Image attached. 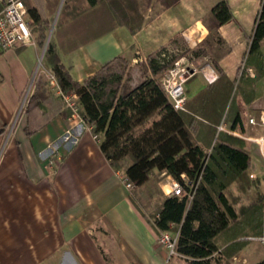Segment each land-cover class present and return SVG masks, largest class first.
<instances>
[{"label":"crops","instance_id":"crops-1","mask_svg":"<svg viewBox=\"0 0 264 264\" xmlns=\"http://www.w3.org/2000/svg\"><path fill=\"white\" fill-rule=\"evenodd\" d=\"M155 1L143 10L135 33L119 25L72 50L59 46L72 76L82 82L120 57L132 67L134 88L144 80L139 61L161 46L178 36L191 47L208 46L202 44L207 39L214 51L208 46L203 57H217L238 87L222 124L237 132L243 113L249 118L264 111V0H227L232 18L217 29V39L205 19L220 0H168L169 6ZM42 56L36 38L0 53V127L6 128L0 135V264H184L191 258L169 256L133 201L124 171L111 164L100 139L52 87V68L47 60L40 66ZM212 66L207 67L217 80ZM197 75L207 85L215 81L201 72L187 83ZM39 81H45L46 97L28 109ZM27 128L34 131L28 134Z\"/></svg>","mask_w":264,"mask_h":264},{"label":"trees","instance_id":"trees-1","mask_svg":"<svg viewBox=\"0 0 264 264\" xmlns=\"http://www.w3.org/2000/svg\"><path fill=\"white\" fill-rule=\"evenodd\" d=\"M45 1L52 13L60 0ZM24 2L36 23V39L42 46L50 20L32 0ZM152 2L65 0L56 40L49 43L45 56L62 90L78 94L80 113L93 126L104 155L136 187L153 181L154 176L166 174L183 183L185 174L198 183L191 202L178 195H165L150 214L147 213L150 206L140 200L139 191L133 193L132 199L158 235L164 231L179 232L178 253L190 257L193 264H211L212 254L222 246L229 248V255L233 254L241 250L242 237L260 235L263 230L262 199L255 205L237 209L228 194V187L234 182L241 187L249 184L252 159L245 139L219 129L235 86L219 59L213 58L219 78L191 97L186 109H176L162 87V77H158L176 60L175 56L166 55V49L148 56L152 75L146 71L144 80L136 87L114 88L108 93L104 90L106 79L102 74L122 60L120 57L108 61L81 82L72 76L58 50L59 46L72 50L119 25H126L135 33L143 24V10ZM161 2L165 6L172 3ZM231 18L228 1L220 0L205 19L210 36L217 39V29ZM202 44H208L209 50L214 51L209 40L204 39ZM45 97V81H39L28 100V109L42 105ZM5 130L0 127V135ZM33 131L27 128L28 134ZM254 264H264V258Z\"/></svg>","mask_w":264,"mask_h":264},{"label":"rangeland","instance_id":"rangeland-1","mask_svg":"<svg viewBox=\"0 0 264 264\" xmlns=\"http://www.w3.org/2000/svg\"><path fill=\"white\" fill-rule=\"evenodd\" d=\"M153 1L156 2L155 0ZM64 2L65 0H60L58 3V6L56 7V10H54L51 13L48 11L45 0H32V3L36 5L41 11H43L50 20L48 29L46 30V38L44 39V44L42 45L43 49L45 48L46 43H48L46 47V50H47L49 43L51 41L56 40V28L58 25V19H59L61 10L63 8ZM35 27H36V23L34 22L32 25V31L34 33V37L36 38L38 33L35 30ZM161 48L162 49L164 48L167 50L166 55L168 57L175 56L176 59L183 57L185 63H189L193 66H199L200 71L197 73H201L202 72L201 70L203 69L205 70V68L209 64L212 66V60H213L214 55L212 57L211 56H208L206 58L203 57V55L208 50V46L206 45L197 46L196 45V46L191 47L183 36H178L175 39V43L165 44L161 46L160 49ZM45 55L46 54H44V56H42L41 58L40 66L46 63ZM138 65L141 71L139 72V74L141 73L142 75H144V71L147 68H149V58H147L146 62L145 60L139 61ZM165 72L161 73L158 77L160 78L163 77ZM49 73L51 74L53 72L51 71ZM131 74H132V67L130 66V64L127 61L117 60L111 66V69L108 70L107 68L102 74L103 77L106 79V85L104 87V90L106 91V93H108L109 91H111V89H114V88H120V87H123V88L125 87L126 89L130 88L131 87V84H130ZM128 78H129V83L127 82ZM195 79L197 80L194 81ZM201 79H202L201 76L197 75V77H195L194 80H192L194 81V83L192 82L187 83V86L192 87L189 93L187 91L189 98L193 97L195 94H197L199 91H201L203 88L207 86V83L202 81ZM195 88L197 89L200 88L197 93L195 91ZM236 91H238V87L236 89V86H234L229 105L234 99ZM227 110H228V107H227ZM226 114H227V111H226ZM242 117H243L242 118L243 122L236 130L237 132L243 135L240 137L245 139L246 146L249 149L251 155L253 156V161H251V166L248 170L249 184L245 187H241L238 182H234L228 187V194L231 197V199L235 202L237 209H240L242 206L255 205L259 201H261V199L263 202V181H262L263 174H264L263 159L259 152L257 143L253 141L252 139L248 138L250 136L257 135L259 133V130L255 126L247 123L248 113H243ZM157 177H160V178H157ZM169 180L170 178L167 175L154 176L153 181H149L144 186H141L138 189L137 187L132 188V189L129 188V189L133 193L136 191L137 192L139 191L141 195L140 200L144 201L146 204L150 206L149 208H147V213L150 214L151 213L150 211L153 210L154 205L159 203L162 200V198L165 197V195H167L165 192V187ZM159 190H161V193L159 192ZM172 232L174 234L176 233V231L174 230H172ZM260 235H250V236L242 237L241 250L233 254H230V255L227 253L230 251V250L227 251L229 248L227 249L226 246H222L220 249H218L220 250L219 253L222 256L220 258V261L223 264H250L251 262L255 263L261 260L264 257V244L260 239L252 238V237H258ZM175 256L177 258H180V256H178L177 254L174 255L173 257ZM183 263L193 264L191 259H185ZM211 264H217L213 258H211Z\"/></svg>","mask_w":264,"mask_h":264},{"label":"built area","instance_id":"built-area-1","mask_svg":"<svg viewBox=\"0 0 264 264\" xmlns=\"http://www.w3.org/2000/svg\"><path fill=\"white\" fill-rule=\"evenodd\" d=\"M0 3V53L2 51L13 48L18 44L25 45L34 43L35 37L32 31L34 20L31 17L24 0H0ZM245 70L246 67L244 63L240 66V74H243ZM199 71V66H193L189 63H185L182 57L176 59L174 65L171 66L161 78L162 87L176 109H186V104L188 102L186 84L188 80ZM201 71L204 72V75L209 82H213L216 79V76L211 75L212 70L208 67H206L205 70L203 69ZM2 80L3 76L0 73V82H2ZM50 81L57 94L63 97V99L71 109L72 115L80 118L81 121L87 123L89 125V128L92 129L93 126L90 125L80 113L81 104L78 94L73 92H64L54 73L50 74ZM248 123L255 126L259 130V133L257 135L250 136L248 138L257 143L264 165V111H262L258 116H249ZM219 129L227 130L224 124H221L219 126ZM233 133L239 136H243L239 132L234 131ZM94 137L98 138V136L95 134ZM50 162L52 163L53 161L51 160ZM168 177L170 178V180L165 187L166 194L178 195L180 197L186 198L189 202H191L196 194L198 183L193 182L185 174H183L184 183L173 178L170 175ZM122 178L128 188L132 189L136 187V185L133 182H130L124 174H122ZM262 181L263 232L260 236L252 238L260 239L264 244V174ZM178 236V231H176L175 234L172 231H164L158 236V241L168 248L170 253L169 256L177 253L176 245ZM219 252L220 250L215 251L211 257L217 264H223L220 261V258L222 256Z\"/></svg>","mask_w":264,"mask_h":264},{"label":"water","instance_id":"water-1","mask_svg":"<svg viewBox=\"0 0 264 264\" xmlns=\"http://www.w3.org/2000/svg\"><path fill=\"white\" fill-rule=\"evenodd\" d=\"M47 44H48V43H46V46H45V48L43 49V56H44V54H45V52H46Z\"/></svg>","mask_w":264,"mask_h":264}]
</instances>
